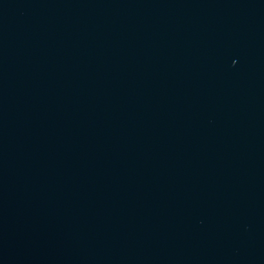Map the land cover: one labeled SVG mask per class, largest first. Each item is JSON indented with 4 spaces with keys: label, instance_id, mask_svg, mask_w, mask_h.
I'll use <instances>...</instances> for the list:
<instances>
[{
    "label": "water",
    "instance_id": "obj_1",
    "mask_svg": "<svg viewBox=\"0 0 264 264\" xmlns=\"http://www.w3.org/2000/svg\"><path fill=\"white\" fill-rule=\"evenodd\" d=\"M0 264H264V0H0Z\"/></svg>",
    "mask_w": 264,
    "mask_h": 264
}]
</instances>
